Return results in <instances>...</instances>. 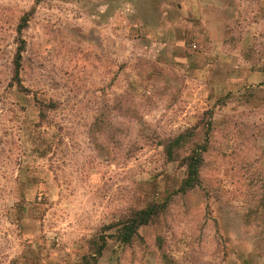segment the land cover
<instances>
[{
    "label": "rangeland",
    "instance_id": "obj_1",
    "mask_svg": "<svg viewBox=\"0 0 264 264\" xmlns=\"http://www.w3.org/2000/svg\"><path fill=\"white\" fill-rule=\"evenodd\" d=\"M263 69L264 0H0V264H264ZM208 116L200 184L177 193L162 145L201 143Z\"/></svg>",
    "mask_w": 264,
    "mask_h": 264
},
{
    "label": "trees",
    "instance_id": "obj_2",
    "mask_svg": "<svg viewBox=\"0 0 264 264\" xmlns=\"http://www.w3.org/2000/svg\"><path fill=\"white\" fill-rule=\"evenodd\" d=\"M33 12L25 13L19 20V24L16 28L17 41L16 50L12 59L11 79L10 84L12 87L18 89V92L24 90L21 82V70H22V59L23 53L26 49V42L22 37L23 30L26 28L30 16ZM264 74V69H263ZM206 124L205 138L201 143L196 144L194 139L196 138V129L189 128L176 136L167 139L163 145L164 158L168 162L180 161L185 169V176L182 179L177 193L185 194L189 191L194 190L200 184V170L203 165V156L207 151L208 145V132L210 126V116ZM188 149L185 155H181L184 148ZM169 196L166 197L162 202H154L146 205L144 208L139 210H133L126 216L121 218L118 225L111 223V238L117 243L128 246L136 239L138 230L155 222L168 208ZM106 230V229H105ZM105 241H102V245L97 249V255L100 256ZM159 249H162L159 245ZM163 259L166 264H172V261L163 255Z\"/></svg>",
    "mask_w": 264,
    "mask_h": 264
}]
</instances>
